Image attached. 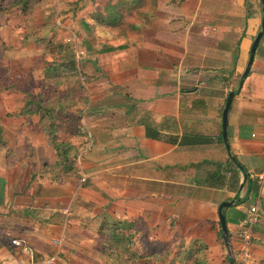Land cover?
<instances>
[{
  "label": "crops",
  "instance_id": "obj_1",
  "mask_svg": "<svg viewBox=\"0 0 264 264\" xmlns=\"http://www.w3.org/2000/svg\"><path fill=\"white\" fill-rule=\"evenodd\" d=\"M76 1L35 0L28 17L18 9L5 16L0 44L9 62L40 54L37 38L51 41L85 14L130 0H88L74 17L58 19L64 4ZM151 11L137 38L108 46L97 39L79 50L82 98L76 64L75 74L62 71L66 81L53 87L74 96L54 122L58 140L77 150L73 173L47 170L57 155L38 115L0 120V264L18 258L14 238L40 259L59 252V264H117L99 245L104 222L132 227L135 250L149 257L137 264H226L218 218L224 202L233 203L222 209L233 264H264V31L240 85L261 27L260 0H154ZM28 26L38 35H23ZM55 59L66 60L64 53ZM35 72L25 80L40 82L42 68ZM5 89L0 85V110L24 107L32 95ZM230 92L227 152L221 117ZM64 115L79 119L73 130ZM251 206L259 221L244 257L235 232Z\"/></svg>",
  "mask_w": 264,
  "mask_h": 264
},
{
  "label": "trees",
  "instance_id": "obj_2",
  "mask_svg": "<svg viewBox=\"0 0 264 264\" xmlns=\"http://www.w3.org/2000/svg\"><path fill=\"white\" fill-rule=\"evenodd\" d=\"M35 0H0V15H9L14 13L16 9L20 11V14L25 16L30 15L32 12V3ZM88 0H77L73 3L64 4L62 10L58 13V19H64L67 17H74L77 12L82 10ZM154 5V0H130L119 2L116 5H107L103 11L95 12L91 15V23L86 24L85 30L91 35L97 28L101 29V40L103 46L112 45L107 40L111 38L115 41L128 40L137 38L140 34V30L146 26L149 18L152 15L151 8ZM110 33V34H109ZM103 36L105 38H103ZM96 38L89 37L78 45L79 49L90 46L89 43L95 42ZM100 40V39H98ZM119 41V40H118ZM37 43H50L49 40L36 39ZM117 42V41H116ZM91 50V47H88ZM59 54L64 52L62 47H57ZM65 53V52H64ZM67 57V55H66ZM69 58V57H68ZM62 71L66 73L76 72L75 62L70 56L69 60L53 63L52 67H48L44 72L45 79L53 80V87L61 86L68 75L63 76ZM46 85V84H45ZM49 88V84H48ZM45 89V86H44ZM52 94L44 96L41 94L37 102H33L34 109H30L29 105L25 106L27 114L38 115L42 129L45 131L48 145H50L57 155V161L54 166L47 167V170L53 173H62L64 175L71 174L76 170L75 158L77 156V150L70 143L61 142L58 140L59 128L54 124L60 113L65 112V107L69 101L74 100V96L68 92L60 93L52 91ZM79 127L77 130H80ZM0 145L1 141H0ZM245 179L248 180V176L244 174ZM99 232V245L102 253L108 259H111L117 264H137L139 261H143L148 256L141 255L135 250V232L132 227H124L121 224H111L104 222ZM221 244L224 246L223 238L220 237ZM225 248V247H224ZM195 253V252H194ZM184 261H191V253L184 254ZM230 258L226 257V264H229Z\"/></svg>",
  "mask_w": 264,
  "mask_h": 264
},
{
  "label": "rangeland",
  "instance_id": "obj_3",
  "mask_svg": "<svg viewBox=\"0 0 264 264\" xmlns=\"http://www.w3.org/2000/svg\"><path fill=\"white\" fill-rule=\"evenodd\" d=\"M11 14L9 15H0V26H3V23H4V17L5 16H10ZM24 15V14H23ZM25 16V15H24ZM28 17V15L26 16ZM53 20H54V15H53ZM3 22V23H2ZM91 23V18L89 16V14H85L84 15V18L82 19V21H77V23L74 25L75 27L72 28V30L70 29L69 31L68 30H64L63 33L61 31L57 32L56 34H54L56 37H59V41L58 43L57 42H53V39H55V36L51 37V41L49 40V44L47 43H40V44H37V45H41V50H39L41 53L40 54H36L34 56H31L30 59L26 58V59H23L21 57V55L17 54V55H14L12 60L9 62L8 57L7 56V53H5V49H3L2 45L0 44V85H2V88L3 90L6 91L5 88H16L17 91L18 90H22V89H29L30 91H32V95L31 98L29 99V102L25 104V106L28 104L30 109H34L33 105L31 106V104L34 102H37L39 100V96L41 94H44V96H48L49 94H52L51 92L53 91V80L52 78L49 80V79H45V75H44V78L40 79V82L39 80L38 81H34V82H31L30 80L26 81L25 80V74H30L31 71L35 70L37 73V70H40L42 68V72L44 73V71H46V69L49 67H52V64L55 63V57L59 54L58 52V49L57 47H62L64 49V57L66 60H69L70 56H72V58H74V56L76 57V52L75 50L79 51V50H82V49H79L78 48V45L80 46V43L85 40V39H89V37H93V38H97L100 39L98 41H101L102 37L100 38V36L102 35L101 34V29L100 28H97L95 29L91 35H89L85 28H84V25L85 24H90ZM19 26V25H18ZM38 31L40 30H35L33 28H31L30 26H28L25 30H24V33L23 35H33V34H37L38 35ZM57 31V29H56ZM72 33H73V38H72ZM110 34V33H109ZM22 36V32H20V34ZM71 37V39H67ZM66 38V44L67 45H61L60 43H63L64 40ZM103 38H105L103 36ZM114 40L111 39V38H107L106 41H108L110 44L112 43H116V41L118 42H121V41H124V40H120V39H117L115 41H112ZM126 40V39H125ZM24 38H22V45L24 44ZM47 41V39H46ZM77 42V43H75ZM84 49V48H83ZM38 51V52H39ZM84 51V50H82ZM83 53V52H82ZM32 55V54H31ZM67 55V57H66ZM69 57V58H68ZM83 57H79V63H76V58H75V64L78 65L79 67V70H80V73L82 74V77L78 76L75 77L77 78L76 79V82H75V90H76V97L78 98V96H80L82 98V90L84 89V85L85 83L87 82V78H85V72H86V68L84 66V64H82V59ZM55 64H58V63H55ZM36 76V75H35ZM66 81V80H65ZM78 86H77V84ZM46 84V85H45ZM48 84H49V88H48ZM38 85H41V87H43L42 91L40 94H38L36 97H35V90L36 88L38 87ZM7 86V87H5ZM44 86H45V89H44ZM77 88V89H76ZM2 90V91H3ZM3 100V99H2ZM25 106L24 107H21V108H18V109H8L7 111L5 109L3 110H0V116L4 115V117L0 118V120H3V118H8V119H17V118H30L32 119V116L33 117H37L36 115H32V114H27V109L25 110ZM78 115V114H76ZM65 117V118H64ZM64 117H60L61 120H67L68 124L67 126H71V129L73 130V128L75 127V123L77 124V121L79 120L78 118H76V116H71V117H67L64 115ZM66 122V121H65ZM82 132L81 130H79L77 136H82ZM0 140H1V136H0ZM144 245V247L146 249H149L151 247V245H149L144 239L141 241ZM141 243V245H142ZM53 246H56L54 245L53 243ZM147 264H148V261H146Z\"/></svg>",
  "mask_w": 264,
  "mask_h": 264
},
{
  "label": "built area",
  "instance_id": "obj_4",
  "mask_svg": "<svg viewBox=\"0 0 264 264\" xmlns=\"http://www.w3.org/2000/svg\"><path fill=\"white\" fill-rule=\"evenodd\" d=\"M79 57H83L81 51L76 52V63H79ZM259 179L262 176L258 177ZM258 209L256 206H251L246 213V218L243 225L235 232V238L240 242L242 248L243 256H248V249L250 247L253 229L259 221ZM54 245L60 247L62 240H54ZM9 244L12 248L16 249L19 253L18 258L14 261L13 264H59L60 263V253L55 252L54 254L49 255L46 258L40 259L37 258L34 249L30 244L23 239L14 238L9 240Z\"/></svg>",
  "mask_w": 264,
  "mask_h": 264
},
{
  "label": "water",
  "instance_id": "obj_5",
  "mask_svg": "<svg viewBox=\"0 0 264 264\" xmlns=\"http://www.w3.org/2000/svg\"><path fill=\"white\" fill-rule=\"evenodd\" d=\"M260 3H261V13H262L261 27H260V31L257 33V35H256V37L252 43L250 53H249L248 62L246 64V68H245V70L241 76L240 85L242 84L243 80L245 79V77L247 76V74L250 70V67H251V64H252V61L254 58V53H255L256 47L258 46V43H259L260 38H261L263 31H264V0H260ZM234 95H235L234 92H230L228 94V97H227L226 102H225V106H224L223 111H222V117H221V120H222L221 121V137H222V140L224 142V145H225L227 152H229V146H228L227 134H226L227 115H228V111H229V108H230V105H231V102H232ZM232 204L233 203H231V202H229V203L224 202V203L220 204V206L218 207V218H219V223H220V228H221V234H222L224 246H225L226 251L228 253V256L230 258L229 264H233V260L231 258L229 237H228V232H227V228H226L225 218H224V215L222 214V209L226 208Z\"/></svg>",
  "mask_w": 264,
  "mask_h": 264
}]
</instances>
